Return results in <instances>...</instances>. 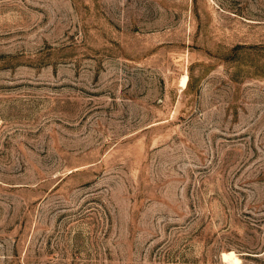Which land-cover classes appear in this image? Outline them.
<instances>
[{
  "label": "rangeland",
  "instance_id": "1",
  "mask_svg": "<svg viewBox=\"0 0 264 264\" xmlns=\"http://www.w3.org/2000/svg\"><path fill=\"white\" fill-rule=\"evenodd\" d=\"M0 264H264V0H0Z\"/></svg>",
  "mask_w": 264,
  "mask_h": 264
},
{
  "label": "bare ground",
  "instance_id": "2",
  "mask_svg": "<svg viewBox=\"0 0 264 264\" xmlns=\"http://www.w3.org/2000/svg\"><path fill=\"white\" fill-rule=\"evenodd\" d=\"M181 80H183V81H182L183 86L186 85L187 77H185V78H183V79H181ZM179 83H180V82H179Z\"/></svg>",
  "mask_w": 264,
  "mask_h": 264
}]
</instances>
